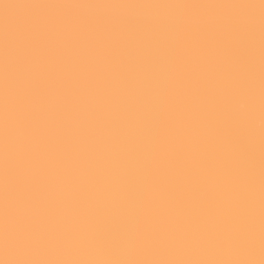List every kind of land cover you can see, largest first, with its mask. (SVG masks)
<instances>
[{
    "label": "clouds",
    "instance_id": "1",
    "mask_svg": "<svg viewBox=\"0 0 264 264\" xmlns=\"http://www.w3.org/2000/svg\"><path fill=\"white\" fill-rule=\"evenodd\" d=\"M34 9L37 40L25 46L19 83L6 84L0 48V264L259 261V2L255 8L95 2ZM92 19L105 23L90 27L85 21ZM249 26L255 34L251 93L236 56L198 42L204 30L238 42ZM113 45L122 60L106 55ZM18 87L28 94L40 89L26 106L28 129L15 126ZM162 118L169 123L164 131ZM226 118L234 125L252 121L254 255L235 241L238 226L224 219L238 200L225 165L248 166L218 130ZM6 121L12 122L8 150ZM177 151L183 152L179 164L172 160ZM20 153L27 156L22 172L28 194L10 206L30 227L19 246H9L15 220L4 215L3 169ZM170 187L188 194L186 207ZM209 197L219 199L215 215L205 211Z\"/></svg>",
    "mask_w": 264,
    "mask_h": 264
},
{
    "label": "snow or ice",
    "instance_id": "2",
    "mask_svg": "<svg viewBox=\"0 0 264 264\" xmlns=\"http://www.w3.org/2000/svg\"><path fill=\"white\" fill-rule=\"evenodd\" d=\"M239 6L246 8H255L256 2L254 0H236ZM79 0H62V2H47L31 5L30 7L37 8L45 6L46 4L64 5V4H82ZM160 5H182L186 8H200L207 6H221L224 4H200V3H148ZM260 16V145H259V248L260 259L246 260H231V261H171V262H149V261H128V262H83V261H25L15 260L6 261L5 264H264V0H259ZM86 24L90 27H98L105 23L102 19L86 20ZM130 26H137L138 22H126ZM37 20L33 19L26 25L10 29L5 28L2 38H0V48L3 50L5 57V71L6 84L8 80L15 79L19 83L21 69L26 60V44H35L37 37L35 34V25ZM254 30L249 26L241 30L240 39L238 42H232L226 33H216L210 36L206 30L202 31L199 38V47L202 49L211 48H225L230 53L239 59L240 64L246 71L244 87L248 88L249 93L252 92L248 85L247 77L251 76L255 71V52L253 47ZM187 46L191 48V37H185ZM106 55L111 57L114 61L123 59V53L118 45L105 50ZM10 55L15 56V63L9 65L7 63ZM40 89H35L31 94L26 93L22 88L18 87L13 101L16 120L15 126L19 128H30L31 119L26 111V106L29 103V97L35 96ZM206 94V93H205ZM12 105H9L6 110H11ZM169 123L162 118L159 124L161 131L168 128ZM218 130L221 134L227 135L235 143L243 158L247 161L244 168H236L232 165H225L228 174L234 179L236 185V192L238 200L236 206L225 214L224 219L226 223L236 224L238 230L234 234L235 241L244 249L248 250L250 254L255 253V162L256 150L255 145L251 142L252 121L249 119L238 125H234L230 118L224 119L222 123L217 124ZM12 135V122L6 121L4 128V143L8 150L10 137ZM210 143V142H209ZM27 159L26 154L20 153L14 158L5 161L3 175L6 181L4 191V215L5 218H14L15 229L8 236L7 243L9 246H19L22 243L24 234L29 230L30 222L23 215H19L10 206V202L15 199L22 201L27 196V189L23 177V166ZM183 159V152L177 151L172 160L179 164ZM151 175L154 178H159V171L151 170ZM173 192L174 198L181 206H187L189 199L188 194L181 193L176 189L169 188ZM218 197H209L205 205V211L209 215H215L219 209ZM199 220L200 216H196Z\"/></svg>",
    "mask_w": 264,
    "mask_h": 264
},
{
    "label": "bare ground",
    "instance_id": "3",
    "mask_svg": "<svg viewBox=\"0 0 264 264\" xmlns=\"http://www.w3.org/2000/svg\"><path fill=\"white\" fill-rule=\"evenodd\" d=\"M62 0H0V38L5 28L17 29L35 19V9L31 5ZM83 3L114 2V3H200L224 4L236 0H79ZM258 3L259 0H254Z\"/></svg>",
    "mask_w": 264,
    "mask_h": 264
}]
</instances>
